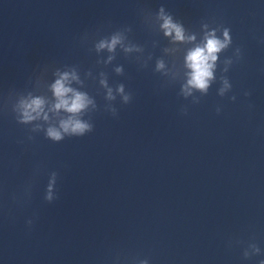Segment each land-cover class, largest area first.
Listing matches in <instances>:
<instances>
[{
    "label": "clouds",
    "instance_id": "clouds-1",
    "mask_svg": "<svg viewBox=\"0 0 264 264\" xmlns=\"http://www.w3.org/2000/svg\"><path fill=\"white\" fill-rule=\"evenodd\" d=\"M161 18L163 19V24L161 27L165 31V35H171L175 32V38L177 40H183V27L174 23L171 16L163 15V9H161ZM230 29L225 28L223 30V39H220L216 36L215 31L206 35V43L203 47H197L192 52L189 53L188 62L189 67L192 68L191 78L188 81V85L192 88L198 89L203 93H206L210 82L213 80V69L216 66L217 53L226 51L229 46L232 44V38L230 37ZM121 42V37L119 34H114L110 41L102 40L98 45V49L107 48L109 51H113L118 43ZM125 51H131V49H125ZM239 52V49H237ZM163 67L162 62H158L157 70ZM118 72L122 71L117 69ZM75 78V77H73ZM69 80V74L64 73L60 79H57L52 85V89L55 97L57 98V103L54 105V110L59 111L63 109L69 115L67 118L61 119L59 122V128L50 126L46 130V138L50 139L53 142H60L66 137H83L86 134L93 131V124L91 120L82 119L81 116L88 110V106L93 103L92 100L88 98L86 93L76 92L72 88L67 87L66 83ZM102 84L107 87L105 81H101ZM227 80H224V88L221 89V95L225 89L229 88ZM116 91L122 95L123 104H128L132 100V94L130 92H125L124 84H119L116 88ZM72 93V96L69 97L68 94ZM248 95V93H245ZM107 99L115 100L116 97L112 93V89H108ZM234 100L235 97H232ZM43 101L40 98L31 100L30 103L22 102L21 111L15 115L16 121L21 125H28L32 121L36 120L40 113L43 111ZM106 111L110 112L114 117L118 115L117 109L111 107ZM186 112V109L184 110ZM220 110L217 109V112ZM44 119L47 120V115L44 116ZM38 127V126H37ZM36 128L31 129V131H36ZM29 140L33 139L32 136L28 137ZM57 173L52 172L49 182L47 184L46 194L44 195L45 201L51 203L57 199V194H53V189L57 183ZM15 199V197H14ZM27 225L30 227L33 223L31 219L27 222ZM257 252L260 249L257 247ZM147 264V261L144 262ZM259 264H264V260H260Z\"/></svg>",
    "mask_w": 264,
    "mask_h": 264
}]
</instances>
